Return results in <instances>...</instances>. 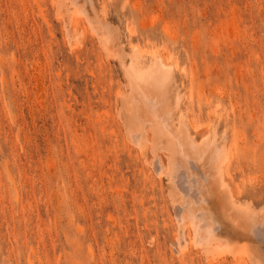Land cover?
Wrapping results in <instances>:
<instances>
[{
  "label": "rangeland",
  "instance_id": "1",
  "mask_svg": "<svg viewBox=\"0 0 264 264\" xmlns=\"http://www.w3.org/2000/svg\"><path fill=\"white\" fill-rule=\"evenodd\" d=\"M57 2L0 0V264H207L177 250L170 177L153 182L124 143L121 60L137 45L171 59L175 116L182 109L218 140H239L230 171L241 203L260 209L264 0H93V24L82 1ZM73 9L82 28L65 27Z\"/></svg>",
  "mask_w": 264,
  "mask_h": 264
},
{
  "label": "bare ground",
  "instance_id": "2",
  "mask_svg": "<svg viewBox=\"0 0 264 264\" xmlns=\"http://www.w3.org/2000/svg\"><path fill=\"white\" fill-rule=\"evenodd\" d=\"M57 1L59 2V0ZM78 1H82V8L86 10L85 15H87L89 22L92 24L95 21L100 22L97 17L99 13L96 14L93 0H73L76 3ZM69 6L71 7L70 4ZM74 9L73 12L71 10L72 13L69 12L70 15H64L65 27H69L70 24V26H76L83 19L80 16L81 13L79 14V11ZM56 15H60L59 11ZM58 17L61 18V16ZM78 26L80 27L81 25ZM74 28L77 30L76 27ZM75 30L73 31L75 32ZM79 30L76 32L78 33ZM67 31L70 32L72 29ZM87 31L90 34V31ZM115 31L117 30H114V34L116 33ZM81 33L83 34V30ZM97 33L99 34L100 32ZM93 34L95 36V33ZM115 35L118 36V33ZM73 37L75 38V36ZM82 37L84 36L82 35ZM112 41L114 42V40ZM75 43L72 44L71 42L70 45L74 47ZM114 44H112V48ZM108 45L110 43L107 44V49ZM115 45H117V42ZM137 46H131L134 49H131L129 55V50L126 51L124 49L128 56H126L125 51L124 57L121 56L123 57L121 65L126 77L125 80H127L126 82L130 86V95L125 99L123 98L124 104L119 110L118 116L126 125L124 143L129 146L133 144V149L136 153L142 155L148 165L151 180L153 182L160 181L163 175L170 177L169 179L173 186L170 187V193L168 194L172 197L174 207L173 219L175 221L174 233L178 244L177 250L181 258L191 255L196 251L203 255L209 264L230 263L232 261L240 264V260L243 258L239 259L240 255L247 253L252 260V264H264V207H260L261 204H259L260 209H256L253 207L254 203L252 201L247 203L249 200L245 201L247 204L241 203L240 188L234 182L230 171L231 161H233L232 157L236 156L239 152L238 150L242 148L239 147V140L236 139V141L230 143L224 141L226 139L220 141L215 136L216 132L213 130L214 128L210 129L214 131L210 133L209 126H201L202 128H199L200 125H191V118H188L187 112H183L180 107L181 110L179 109L180 111L176 117L175 112H177L178 105L173 107L171 99L178 95L179 90L177 91L174 88L176 79H174L175 75H173L174 69L170 61L171 59L168 60L158 50H152L151 54L149 53L150 56L146 57L144 53H141V50H137ZM103 47L104 45L101 48ZM110 50L111 52L115 50L113 51L115 53L117 49H110L109 47ZM109 51L107 50L106 53L109 54ZM111 52L110 55H112ZM175 66L177 68V65ZM118 91L119 93L122 92ZM119 93H117V96ZM119 95L122 97L123 93ZM125 95L127 96V94ZM181 95L180 97H182ZM178 102H180V99ZM210 127L215 126L210 125ZM196 133H200L201 137L197 138ZM228 133H226V136ZM236 136L237 134L235 138L239 137ZM144 145L152 146L153 155L151 159L145 156ZM136 146H140L141 149L136 148ZM161 150L163 152L165 150L167 160ZM156 175H158L159 180ZM180 228H184V232L180 233ZM178 233L181 234V236L179 235L180 237ZM90 249L92 252L90 253L93 254L92 247ZM181 260L183 261L184 259ZM245 261L241 263L243 264Z\"/></svg>",
  "mask_w": 264,
  "mask_h": 264
}]
</instances>
